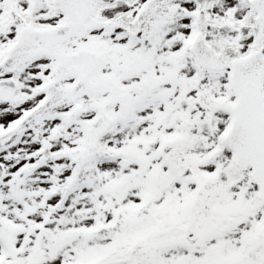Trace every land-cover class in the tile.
Returning a JSON list of instances; mask_svg holds the SVG:
<instances>
[{
  "label": "snow or ice",
  "instance_id": "1",
  "mask_svg": "<svg viewBox=\"0 0 264 264\" xmlns=\"http://www.w3.org/2000/svg\"><path fill=\"white\" fill-rule=\"evenodd\" d=\"M0 264H264V0H0Z\"/></svg>",
  "mask_w": 264,
  "mask_h": 264
}]
</instances>
